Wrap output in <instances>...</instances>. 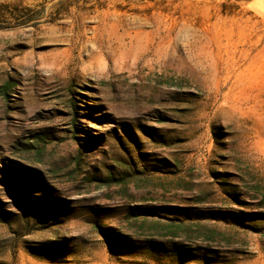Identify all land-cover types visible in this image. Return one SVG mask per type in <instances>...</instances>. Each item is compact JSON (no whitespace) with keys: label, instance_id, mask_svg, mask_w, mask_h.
Listing matches in <instances>:
<instances>
[{"label":"rangeland","instance_id":"1","mask_svg":"<svg viewBox=\"0 0 264 264\" xmlns=\"http://www.w3.org/2000/svg\"><path fill=\"white\" fill-rule=\"evenodd\" d=\"M0 4V264H264V0Z\"/></svg>","mask_w":264,"mask_h":264},{"label":"trees","instance_id":"2","mask_svg":"<svg viewBox=\"0 0 264 264\" xmlns=\"http://www.w3.org/2000/svg\"><path fill=\"white\" fill-rule=\"evenodd\" d=\"M6 6V4H0V7ZM26 10H31L30 8H26Z\"/></svg>","mask_w":264,"mask_h":264}]
</instances>
